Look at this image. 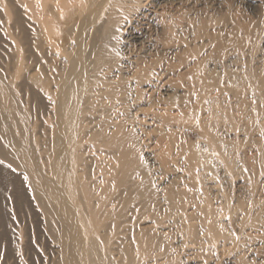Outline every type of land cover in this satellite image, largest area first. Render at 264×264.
Here are the masks:
<instances>
[{
  "label": "bare ground",
  "instance_id": "obj_1",
  "mask_svg": "<svg viewBox=\"0 0 264 264\" xmlns=\"http://www.w3.org/2000/svg\"><path fill=\"white\" fill-rule=\"evenodd\" d=\"M0 242L2 264L263 252L264 0H0Z\"/></svg>",
  "mask_w": 264,
  "mask_h": 264
},
{
  "label": "rangeland",
  "instance_id": "obj_2",
  "mask_svg": "<svg viewBox=\"0 0 264 264\" xmlns=\"http://www.w3.org/2000/svg\"><path fill=\"white\" fill-rule=\"evenodd\" d=\"M61 66H63V64L61 62H59V67L61 68ZM150 136H152V134H150ZM196 137L195 136H191V141H195ZM20 221V223H18V225L20 224L21 226L20 229L23 230L25 228V226H27V229L29 230V233L31 234V231L33 230L32 234H34V229L32 226L28 227L27 224V219L26 218H19L18 219ZM23 221V222H22ZM22 223V224H21ZM25 223V224H24ZM25 225V226H24ZM32 228V229H31ZM31 230V231H30ZM40 244V241L38 242ZM3 247V248H2ZM4 246L3 243L0 242V264L4 263L5 261H7L6 259V254L4 252H6V250H4ZM42 250V249H41ZM260 252V253H259ZM252 251V252H245L242 255V259H237L238 262H235L236 260H234L235 264H264V251ZM4 254V255H3ZM233 255V256H232ZM232 255H226L223 259H221L220 264H224V261L228 258L231 257V259H234L236 254H232ZM235 255V256H234ZM244 256V257H243ZM233 257V258H232ZM4 258V259H3ZM2 260V261H1ZM223 260V261H222ZM9 261V260H8ZM25 264H29L27 260H25Z\"/></svg>",
  "mask_w": 264,
  "mask_h": 264
}]
</instances>
